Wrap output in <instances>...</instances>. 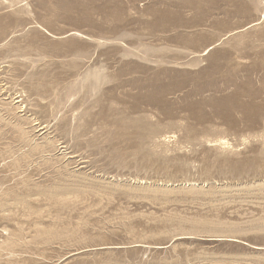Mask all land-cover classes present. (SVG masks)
Wrapping results in <instances>:
<instances>
[{
    "label": "rangeland",
    "instance_id": "rangeland-1",
    "mask_svg": "<svg viewBox=\"0 0 264 264\" xmlns=\"http://www.w3.org/2000/svg\"><path fill=\"white\" fill-rule=\"evenodd\" d=\"M0 264H264V0H0Z\"/></svg>",
    "mask_w": 264,
    "mask_h": 264
}]
</instances>
